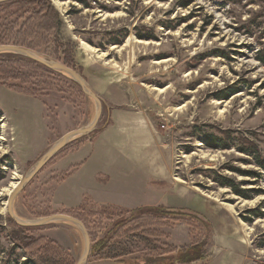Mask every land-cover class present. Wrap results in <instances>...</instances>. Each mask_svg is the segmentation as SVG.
Here are the masks:
<instances>
[{
	"label": "rangeland",
	"instance_id": "rangeland-1",
	"mask_svg": "<svg viewBox=\"0 0 264 264\" xmlns=\"http://www.w3.org/2000/svg\"><path fill=\"white\" fill-rule=\"evenodd\" d=\"M60 1L66 5L47 0L49 9L41 6L43 0L0 3V45L21 46L63 64L68 58L101 99L103 111L94 130L70 138L14 196L15 217L37 222L80 214L91 240L81 264H133L166 249L174 227L183 225L191 244L177 247V253L205 240L206 260L194 263L206 264L211 219L221 227L228 222L247 247V264H264V167L243 151L253 147L264 158V0ZM47 13L56 19L53 25ZM227 88L236 92L218 97ZM98 107L72 74L24 54L0 53V264H78L85 255L86 234L74 221L15 223L7 189L30 174L65 134L87 127ZM116 109L152 121L147 125L155 131V157L171 181L152 186L167 195L177 190L182 202L206 204L205 214L198 206L157 204L175 213L112 216L91 194L81 196V183L69 178L72 170L64 164L101 134ZM14 123L28 141L17 137ZM208 134L230 147L207 145ZM212 171L241 183L251 198L214 181ZM258 207L263 214L253 216L249 211ZM107 234L111 245L103 251L99 243Z\"/></svg>",
	"mask_w": 264,
	"mask_h": 264
},
{
	"label": "crops",
	"instance_id": "crops-1",
	"mask_svg": "<svg viewBox=\"0 0 264 264\" xmlns=\"http://www.w3.org/2000/svg\"><path fill=\"white\" fill-rule=\"evenodd\" d=\"M113 111L109 115L113 119L103 127L101 134L84 143L64 164L66 170H72L69 178L81 183V196L87 192L103 205L118 209L165 204L185 210H194L197 208L194 206H198L205 214L208 211L206 204L180 201L176 188L173 194L167 195L166 191L152 186L157 181L171 182L167 178V168L162 169L161 159L155 157V131L147 125L152 121L131 109ZM14 129L21 140H29L16 123ZM152 197L154 199L149 200ZM211 223L212 254L206 264H247L245 252L248 250L236 226L231 224L232 229L230 223L225 222L221 227L212 219ZM177 227L172 230L169 243L176 247L190 245L187 232L188 238L182 233L189 231L188 228L184 225Z\"/></svg>",
	"mask_w": 264,
	"mask_h": 264
},
{
	"label": "trees",
	"instance_id": "trees-1",
	"mask_svg": "<svg viewBox=\"0 0 264 264\" xmlns=\"http://www.w3.org/2000/svg\"><path fill=\"white\" fill-rule=\"evenodd\" d=\"M24 1L27 4H35L38 2V0H24ZM43 1H44V4H42L41 6H43V8L49 9L48 6L45 5L47 3V0H43ZM79 1H82V0H79ZM48 3H49V1H48ZM50 10H51V7H50ZM50 15H51V13L50 14L47 13L46 19H49V21H52L53 17H51ZM53 16L55 18V15H53ZM55 20L56 19H54V21H52V25L54 24ZM58 23H59V20H58ZM66 57H69V56L66 54ZM64 62H65V64H67V66H69V67L71 66V62H69L68 58ZM234 92H236V88H227L225 90H221L217 95H218V97L226 98L231 93H234ZM205 142L207 145L214 147V148H229L230 147L229 145H231L230 143L224 141L223 138L215 136L214 134L206 135L205 136ZM243 151L248 152L249 154L254 156L257 159L256 162L259 165L264 167V158H262L261 154H259L257 152V150H255V148L247 147V148H243ZM212 173H213V175H212L213 180L218 182L220 185L230 186L233 188V190L236 194L243 196L245 198H251L250 190L242 188L241 183H237L234 179H232L228 176H225L221 173H217L215 171H212ZM102 208H104L102 210V212H105V213L110 214L112 216H114V214H117V216L119 214L124 215L125 213H129V212L133 213V215L134 214L142 215L145 212L146 214L148 213L151 215L154 213L155 217H157L158 215L159 216L161 215V217H163V216H165V214L167 212H174L175 213V211H168L163 206H144V207H138L135 209H118V208L111 207V206H103ZM178 211L179 212L181 211L180 213L186 212L183 210H178ZM249 212H251L253 216H260L263 214L260 207L251 209ZM68 214L69 215L71 214L72 216H76V218H78L79 220H83V218L81 217L80 214H77V213H68ZM123 215H121L120 218ZM15 223H17V222L15 221ZM207 223H208V226L210 228L209 222H207ZM118 224H120V226H121L122 222L117 223V225ZM20 226H22V225H20ZM26 227H34V226H26ZM153 233H156V232H153ZM99 245H100L101 250H103V251L105 249L107 250L109 248V246L111 245L110 235L107 234L100 241ZM166 246H167L166 249H164V248L160 249L159 254L145 255L142 259L138 258L136 260H133L134 261L133 264H193L196 261L204 260L206 258V256L204 255V250L207 248L208 243L205 242V240H202L201 242H196L191 246L183 247V248L179 249V250H181V251H179V253H177V247L172 246V245H166ZM161 250H162V252H161ZM115 258H119V256H115Z\"/></svg>",
	"mask_w": 264,
	"mask_h": 264
},
{
	"label": "water",
	"instance_id": "water-1",
	"mask_svg": "<svg viewBox=\"0 0 264 264\" xmlns=\"http://www.w3.org/2000/svg\"><path fill=\"white\" fill-rule=\"evenodd\" d=\"M9 1H12V0H0V3H4V2H9ZM5 51H10V52H16V53H19V54H24L30 58H32L33 60L41 63L42 65L48 67V68H51V69H59V70H62V71H66L70 74H72L74 76V78L79 82V84L87 89L88 93L91 94V96H93L97 102H98V111H97V115H96V118L94 120V122L92 123V125L87 128V129H82V128H79V129H76V130H73L71 132H68L67 134H65L62 139L55 145L53 146L38 162H37V165L35 167V169L30 173L28 174L19 184V186L15 189V191L11 194L10 198H9V212H10V215L14 218V220L22 225V226H36V225H41L43 223H46V222H49L50 220H53V219H56V218H59V219H66V220H71V221H74L76 223H78L79 225H81V227L83 228L85 234H86V253L85 255L83 256V258L79 261L78 264H81L83 263L89 256V253H90V249H91V240L89 238V234L87 232V229L85 227V225L80 221L78 220L77 218H74L70 215H67V214H57V215H51V216H48L44 219H41L37 222H23L21 220H19L17 217H15L13 211H12V204H13V199H14V196L26 185V183L30 182L40 171L41 169L46 165V163L56 154L58 153L60 150H62L68 140L70 138H72L73 136L75 135H79V134H84V133H87V132H91L92 130L95 129L96 125L98 124L100 118H101V115H102V111H103V105H102V101L101 99L99 98V96L92 91V89L89 87V85L87 84V82L81 77V75L75 71L73 68L63 64V63H60V62H56V61H48L46 59H43L35 54H33L29 49L27 48H24V47H21V46H17V45H11V44H4V45H0V53L1 52H5Z\"/></svg>",
	"mask_w": 264,
	"mask_h": 264
},
{
	"label": "bare ground",
	"instance_id": "bare-ground-1",
	"mask_svg": "<svg viewBox=\"0 0 264 264\" xmlns=\"http://www.w3.org/2000/svg\"><path fill=\"white\" fill-rule=\"evenodd\" d=\"M55 2L58 4V5H60L59 7H61V5H64L65 3L64 2H62V1H60V0H55ZM66 5V4H65ZM106 51H103V52H101L103 55H105L106 53H105ZM92 100V99H91ZM98 109V108H97ZM96 117V116H95ZM95 117H94V119L92 120V122L89 124V125H87V127H83L82 129H87V128H89L91 125H92V123L94 122V120H95ZM80 135V134H79ZM79 135H75V136H73V137H76V136H79ZM72 137V138H73ZM80 137V136H79ZM78 138V137H77ZM20 182L21 181H14L12 184H11V186L7 189L8 190V194H12L14 191H15V189L19 186V184H20ZM5 191V190H4ZM86 241V240H85ZM85 244H87V242L85 243ZM84 256V255H83Z\"/></svg>",
	"mask_w": 264,
	"mask_h": 264
}]
</instances>
